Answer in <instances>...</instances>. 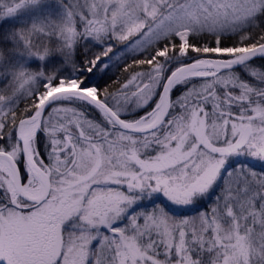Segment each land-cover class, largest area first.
<instances>
[{"label": "snow or ice", "instance_id": "obj_1", "mask_svg": "<svg viewBox=\"0 0 264 264\" xmlns=\"http://www.w3.org/2000/svg\"><path fill=\"white\" fill-rule=\"evenodd\" d=\"M0 264H264V0H0Z\"/></svg>", "mask_w": 264, "mask_h": 264}, {"label": "trees", "instance_id": "obj_2", "mask_svg": "<svg viewBox=\"0 0 264 264\" xmlns=\"http://www.w3.org/2000/svg\"><path fill=\"white\" fill-rule=\"evenodd\" d=\"M120 48H122L120 45H116L113 49L114 53H119ZM112 54L110 53V56ZM131 53H125V55L121 56L119 60L116 59L115 56L112 57V63H111V70L108 71L107 75L103 77V81H107L109 84L112 85V88L110 90H115L119 88L121 84L126 82V80L129 77L130 73H134L136 71H147L148 67L147 65H132L131 67H127V70H125V67L127 64H131ZM139 55V54H137ZM257 63H261V61H257ZM178 94L177 90L173 91V99ZM92 117H96V113H91Z\"/></svg>", "mask_w": 264, "mask_h": 264}, {"label": "rangeland", "instance_id": "obj_3", "mask_svg": "<svg viewBox=\"0 0 264 264\" xmlns=\"http://www.w3.org/2000/svg\"><path fill=\"white\" fill-rule=\"evenodd\" d=\"M120 45L122 48H120V51L124 49V44H118ZM175 91V90H174ZM175 99V98H174ZM191 214V213H190Z\"/></svg>", "mask_w": 264, "mask_h": 264}]
</instances>
